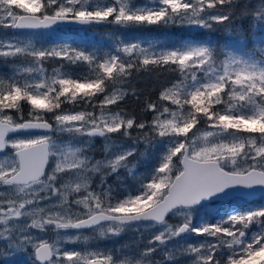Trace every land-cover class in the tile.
Returning <instances> with one entry per match:
<instances>
[{
  "label": "snow or ice",
  "instance_id": "6c2138e0",
  "mask_svg": "<svg viewBox=\"0 0 264 264\" xmlns=\"http://www.w3.org/2000/svg\"><path fill=\"white\" fill-rule=\"evenodd\" d=\"M67 24L184 32L172 43L116 33L103 52L35 39ZM0 29L13 31L0 38L9 68L0 74V256L30 250L32 264H264V204L245 206L256 190L264 195V0H0ZM216 31L239 39L205 37ZM157 70L171 77L157 76L158 99L143 106L150 119L113 109L129 95L133 72ZM152 153L156 162L140 174ZM224 201L230 212L194 222ZM130 229L152 234L131 251L99 246Z\"/></svg>",
  "mask_w": 264,
  "mask_h": 264
},
{
  "label": "rangeland",
  "instance_id": "374dc122",
  "mask_svg": "<svg viewBox=\"0 0 264 264\" xmlns=\"http://www.w3.org/2000/svg\"><path fill=\"white\" fill-rule=\"evenodd\" d=\"M138 3H143L144 0H137ZM183 30V29H182ZM116 33H122L123 38L125 40H154L160 42L171 43L170 40L172 39L173 34L170 33V28L165 30L164 27H141L136 29H118L116 27L109 26L107 30L97 31L93 29H68V30H49L46 33L38 34L35 39L37 41L43 42L45 45L50 44L55 41H68L73 43L75 46H78V43H87L92 39H98L99 34H102V37H107L114 41V37L116 39L119 36H116ZM259 35L260 33H256ZM171 35V36H169ZM13 36V31L11 29H0V38L8 39ZM176 36V35H175ZM178 41V40H177ZM175 42V41H174ZM9 64H11V60H9ZM50 64L47 65V68H50ZM9 73V68L6 67L2 60H0V74L7 75ZM29 111V109H28ZM28 114V112L24 113ZM141 150L143 151V146H141ZM162 151V149L158 150ZM94 156L96 159L102 158L103 154V140L99 137L95 139V148H94ZM156 155L157 153H152L147 160H142V162L138 166V172L140 174L145 173L148 171L151 166L156 162ZM135 163V160H133ZM122 178L125 176L123 171L119 174ZM98 182V181H97ZM108 183L111 184L114 188L118 190H123V186L119 184L115 177H109ZM133 181L125 180V184L131 186ZM246 200V199H245ZM248 203L245 206L255 207L264 204V198L258 204H252L248 200ZM232 210V206L229 205L227 201L220 202L216 205L209 206L205 209H202L201 212L194 217V222L199 223L198 221L205 216L210 217V221L215 222V218L220 216H224L227 212ZM175 222V221H172ZM152 233L148 232L147 230L141 229L137 231L135 229H130L123 233L119 237H113L111 240H104L99 241V246L101 248H108V249H125L127 251L134 250L136 245L141 242L143 239L144 243L146 244L148 238ZM49 236L53 235L52 233H48ZM193 241H201L204 240V237H196L192 236L191 238ZM96 243V242H93ZM68 248H80L82 247L81 244H73L69 243L67 245ZM161 259H163V255L158 253L157 254ZM32 254L31 251H25L23 253H8L4 256H0V264H32Z\"/></svg>",
  "mask_w": 264,
  "mask_h": 264
},
{
  "label": "trees",
  "instance_id": "16d2710c",
  "mask_svg": "<svg viewBox=\"0 0 264 264\" xmlns=\"http://www.w3.org/2000/svg\"><path fill=\"white\" fill-rule=\"evenodd\" d=\"M243 2V0H242ZM253 3H255V0H253ZM240 21H237V24H240ZM250 24H252V19L249 18L247 20L243 21V28L246 30V35L248 37V46L251 47L252 46V34L253 31H249V26ZM109 26H103L100 28H92L93 30H97V31H103L106 30V28L108 29ZM170 28V33L172 36V39L170 40V42H176L179 37L181 36V34L184 32V30L179 29V28ZM167 28H165L166 30ZM169 35V36H171ZM176 35V36H175ZM205 37L206 38H210L213 40H220V41H227V40H236L239 39V37L236 36H230L228 34L227 31H216V32H212V33H205ZM98 39H92L87 43H81L79 44L81 48L87 50V51H94V50H101V52H103V50H107L108 48L113 46L114 41L111 40L109 38V36L107 37H102V34H99V37H96ZM78 45V46H79ZM60 62H55L54 64H50V68L48 69L49 72H51L52 68L55 66H58ZM66 71H71L73 73H78L80 71H82V67L81 68H69V69H65ZM160 76V79L163 80L165 79V76L167 77H171V74H160L159 70H157L156 72H153L151 75H149L148 73L145 72H141V73H136L133 72L132 77L130 78L131 83L130 85H125V87L128 89L129 91V95L127 96V98L121 102L119 105L113 106L114 110H122L124 112H126L129 115H135L137 118H149L150 119V114L145 113V111L143 110V106L144 104L149 100H157L158 99V95H157V85H158V81H157V76ZM132 92L137 93V97H134L133 95H131ZM24 109H28L29 107L27 105L24 106ZM63 108L65 110H78V109H74V106L72 104H65L63 105ZM25 113V112H24ZM205 220L210 221V217L209 216H205ZM199 222V221H198ZM214 222V221H211ZM197 223V222H196ZM79 248V247H78Z\"/></svg>",
  "mask_w": 264,
  "mask_h": 264
},
{
  "label": "water",
  "instance_id": "95a60500",
  "mask_svg": "<svg viewBox=\"0 0 264 264\" xmlns=\"http://www.w3.org/2000/svg\"><path fill=\"white\" fill-rule=\"evenodd\" d=\"M95 26H102V25L80 26V25H77V24H67V25H60L57 29H60V28H73V27H95ZM261 196H262V194H261L260 190H256L255 195L249 196V197H246V198H248L250 200H256V199H258Z\"/></svg>",
  "mask_w": 264,
  "mask_h": 264
}]
</instances>
